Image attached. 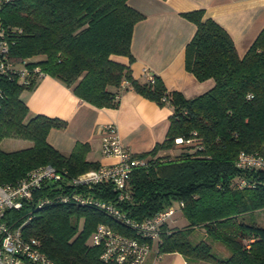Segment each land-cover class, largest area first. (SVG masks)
<instances>
[{
  "label": "trees",
  "instance_id": "1",
  "mask_svg": "<svg viewBox=\"0 0 264 264\" xmlns=\"http://www.w3.org/2000/svg\"><path fill=\"white\" fill-rule=\"evenodd\" d=\"M182 15L196 26L184 48L185 69L198 80L214 79L210 89L192 98L168 90L158 75L152 74V80L132 76L131 38L134 25L144 16L128 0H4L0 4L7 56L14 64L39 67L97 107H117L125 89L171 107L164 139L135 153L146 159V165L132 171L129 198L118 202L133 220L175 208L159 228L154 243L158 254L177 252L211 264H264V225L244 218L264 209V165H237L240 152L264 158V28L240 56L230 34L212 17H205L203 9ZM120 56L128 63L120 62ZM38 80L25 84L16 72L1 79L0 140L23 138L31 145L0 148V184L13 183L45 164L66 171L67 179L100 166L87 159V143L76 142L68 153L48 143L49 130L63 128L66 122L28 115L20 96ZM178 137L180 143L175 141ZM162 149L171 150V155H159ZM241 180L245 184L238 186ZM64 184L65 190L72 186ZM60 192L64 190L54 183H43L28 204L8 209L4 218L18 222L30 213L23 234L39 239L40 249L55 264H114L104 261L102 246L91 241L96 227L105 223L118 232L135 233L94 206L55 199ZM84 192L115 201L107 183ZM46 197L53 200L38 206ZM179 215L182 224L176 222ZM199 230L205 238L193 243L191 237ZM213 242L223 244L229 254L219 256Z\"/></svg>",
  "mask_w": 264,
  "mask_h": 264
},
{
  "label": "crops",
  "instance_id": "2",
  "mask_svg": "<svg viewBox=\"0 0 264 264\" xmlns=\"http://www.w3.org/2000/svg\"><path fill=\"white\" fill-rule=\"evenodd\" d=\"M128 3L144 16L133 28L132 76L143 80L148 74L158 75L168 90L180 91L186 98L210 89L214 79L198 80L185 69L184 48L196 26L183 12L203 9L205 17H212L230 34L240 56L264 28V0H128ZM117 59L128 63L127 57ZM21 95L29 116L43 114L66 122L63 128L49 130V144L68 153L76 142L87 143V159L100 164L113 161L101 152L100 125L114 123L121 143L131 152L140 153L164 139L172 112L168 105L160 106L132 89L121 91L117 107H97L80 99L72 86L51 75L43 76ZM170 153L168 149L158 151L159 155ZM225 250L227 256L229 250ZM145 264L211 263L189 260L177 252L158 254L153 244Z\"/></svg>",
  "mask_w": 264,
  "mask_h": 264
},
{
  "label": "built area",
  "instance_id": "3",
  "mask_svg": "<svg viewBox=\"0 0 264 264\" xmlns=\"http://www.w3.org/2000/svg\"><path fill=\"white\" fill-rule=\"evenodd\" d=\"M2 1L4 0H0V4ZM8 48L6 29L0 18V82L14 72L25 84L36 81L44 75L39 67L29 68L23 63L15 66L7 56ZM148 78L152 80V74H148ZM123 84L127 82L124 81ZM2 96L0 87V99ZM98 131L102 140L101 152L104 156L112 158V162L100 164L98 168L84 171L71 179L65 176L66 171H58L54 166L45 164L29 171L13 183L0 184V264H55L40 249L39 239L25 237L23 234V226L30 218V213L24 220L18 222L16 220L10 222L4 218L8 209L19 210L28 204L32 200L33 192L41 188L43 183H54L56 187L64 190L59 195H55V199L94 206L135 233L124 234L108 224L100 223L94 230L91 241L95 245L102 246L100 257L104 261L114 264H145L161 224L173 216L175 208L170 206L143 220L128 218L118 202L129 198L128 178L134 169L146 165V159L136 156L121 143L114 123H104L99 126ZM175 141L180 143L182 138L178 137ZM237 165L259 167L264 165V158L257 154L240 152ZM64 182H70V186L73 187L65 190ZM102 183H107L114 190L115 201L96 199L84 192V189L89 190ZM244 184L245 182L241 180L238 186ZM76 188H79V191ZM51 200L53 199L50 197L42 198L37 205L42 206Z\"/></svg>",
  "mask_w": 264,
  "mask_h": 264
},
{
  "label": "rangeland",
  "instance_id": "4",
  "mask_svg": "<svg viewBox=\"0 0 264 264\" xmlns=\"http://www.w3.org/2000/svg\"><path fill=\"white\" fill-rule=\"evenodd\" d=\"M19 63H16L15 65H19ZM45 76V75H43ZM27 90H24L22 92L25 93ZM22 98V95L20 96ZM31 145V141L30 140H26L23 138H16V137H6V138H2L0 140V148L3 150H15V149H19V148H24ZM171 155V153L169 154ZM244 218L246 220H249L250 218H252L254 221H256L258 224L260 225H264V209H260V210H256L252 213L251 217L248 214L244 215ZM174 222V221H173ZM176 222L178 224H182L184 223V218L179 215L178 218L176 219ZM205 236L203 235V231L199 230L197 232H195L192 237L191 240L193 243L199 241L200 239H204ZM156 242V240H154V243ZM225 246L221 243H217V242H213V249L214 252L217 253L219 256H224L226 255L227 251L225 250Z\"/></svg>",
  "mask_w": 264,
  "mask_h": 264
}]
</instances>
